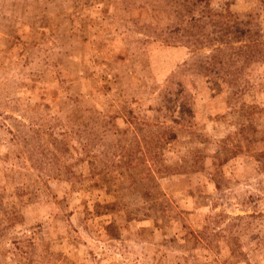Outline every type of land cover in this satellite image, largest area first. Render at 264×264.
Wrapping results in <instances>:
<instances>
[{"label":"rangeland","instance_id":"obj_1","mask_svg":"<svg viewBox=\"0 0 264 264\" xmlns=\"http://www.w3.org/2000/svg\"><path fill=\"white\" fill-rule=\"evenodd\" d=\"M206 1L0 0V264H264V0Z\"/></svg>","mask_w":264,"mask_h":264},{"label":"trees","instance_id":"obj_2","mask_svg":"<svg viewBox=\"0 0 264 264\" xmlns=\"http://www.w3.org/2000/svg\"><path fill=\"white\" fill-rule=\"evenodd\" d=\"M189 0H186V2H188ZM198 1H201V0H198ZM206 2H208V0L206 1ZM229 12V11H228ZM192 14V13H191ZM224 14H226V13H220L219 11H212V10H210V9H208V11L207 12H205V18L207 19V21L206 22H203V23H205V25L207 26V25H214V23L216 22V21H219L220 20V18L219 19H217V17H223L224 18V20H227L228 19V17H229V15H231L230 13H229V15H224ZM193 16V15H192ZM189 22H187V23H185V25H184V29H196V27H198V24L200 25L201 23L200 22H197V20H195V18H190L189 20H188ZM220 50V49H219Z\"/></svg>","mask_w":264,"mask_h":264}]
</instances>
